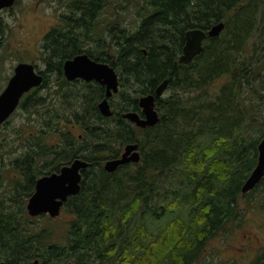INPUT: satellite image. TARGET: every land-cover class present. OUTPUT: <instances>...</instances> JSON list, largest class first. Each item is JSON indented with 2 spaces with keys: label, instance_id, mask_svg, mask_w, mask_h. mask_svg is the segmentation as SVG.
I'll return each mask as SVG.
<instances>
[{
  "label": "trees",
  "instance_id": "trees-1",
  "mask_svg": "<svg viewBox=\"0 0 264 264\" xmlns=\"http://www.w3.org/2000/svg\"><path fill=\"white\" fill-rule=\"evenodd\" d=\"M61 1L66 5L59 15L62 24L52 26L41 40L42 83L17 106L40 127L30 131L22 159L16 160L24 166L12 162L15 178L9 196L13 190L29 198L40 176L59 171L74 158L90 165L81 170L80 191L63 205L69 214L64 244L43 245V231H29L26 205L14 213L6 210L7 198L0 199V262L197 264L208 242L241 216L238 197L264 186L263 177L252 190L241 192L264 136V0ZM126 19L128 26H123ZM217 22L224 23L219 35L204 40L190 63H178L184 33L207 30ZM100 25L116 40L114 54L102 41L100 48L81 50L85 41L101 40ZM2 26L0 21V31ZM82 52L114 67L121 90L127 92L118 93L113 115L105 117L97 108L104 87L83 82L84 104L86 94H92V119L99 123L77 110L73 121L81 124L85 136L76 138L65 129L60 144L50 145L46 138L57 135L54 126L61 118L56 91L55 100L39 92L47 88L50 73L59 76V87L72 84L63 76L62 64ZM164 80L166 88L155 98V125L139 128L121 117L128 110L142 116L138 98L154 94ZM129 81L139 88H126ZM134 142L138 163L114 172L103 168L106 159ZM16 218L23 221L22 229ZM31 239L43 246H32ZM255 264H264V254Z\"/></svg>",
  "mask_w": 264,
  "mask_h": 264
},
{
  "label": "rangeland",
  "instance_id": "rangeland-1",
  "mask_svg": "<svg viewBox=\"0 0 264 264\" xmlns=\"http://www.w3.org/2000/svg\"><path fill=\"white\" fill-rule=\"evenodd\" d=\"M112 8L110 7V9ZM65 10L66 5L61 0H16L11 9L4 8L0 11V21L3 25L2 31H0V91L12 74L13 67L20 62L19 59L35 63L37 70L45 68L44 55L40 46L42 37L52 26L62 24L59 21V15L64 13ZM106 19L112 20L108 15ZM128 21L129 19L123 21V26H128ZM101 27V25L97 27L101 40L85 41L81 44V50L100 48L102 41L109 43L108 51L110 54H114L116 40L108 34L109 29H105V27L101 29ZM114 30L112 29V31ZM81 32L86 33L84 29H81ZM110 34L113 33L110 31ZM49 80L47 88L41 89L39 94L42 96L48 95L52 100H55L54 91H56L55 96L58 104L56 112L61 118L54 126V129L58 130L57 135L47 136V143L60 144L59 135L65 129H70L76 138L84 137L85 132L81 124L73 121V113L80 110L79 114L81 115L84 110L83 115L90 114L91 121L98 124L99 121L92 119V105L94 102V99H91L92 94H86L88 100L84 104L83 96L86 88H84L83 81L75 84L71 82L70 85L59 87V76L55 73L49 74ZM125 86L132 90L139 88V85L132 81H129ZM121 89L119 83V90L111 98L110 104L118 102V93L127 92L126 89ZM74 97H76L75 100ZM82 102V108L80 109L79 106ZM49 117L42 119L47 120ZM31 119H34V117L26 118L16 108L7 119L9 121L0 125V199L6 201L7 198L6 210L14 213L18 211L22 204L26 205L28 199L27 196L13 190L11 196L9 195L11 180L15 178L11 168L12 162L15 161L19 167L24 166L16 160L22 159L21 156L28 145L25 139L30 131H35L40 127L36 122L33 123L35 124L33 126ZM90 125H88V128H91ZM122 148L120 149L122 150ZM35 160L38 163L39 157H35ZM62 163H65V161H62ZM237 203L238 208L242 210L241 216L231 221L208 242L206 251L197 264H255L256 257L264 254V186L259 187L246 197L239 196ZM25 216L27 217L28 214L25 213ZM68 219L69 214L66 212L65 207H62L56 217H49L47 214L31 217L30 224H28L29 231L32 233L43 231L45 236L43 245L50 241L64 244L67 238ZM16 225L22 229L23 221L16 218ZM24 226L26 228V222ZM30 243L32 246L40 244L32 239ZM43 245L40 244L41 247ZM97 262L99 261H95L94 264Z\"/></svg>",
  "mask_w": 264,
  "mask_h": 264
},
{
  "label": "water",
  "instance_id": "water-1",
  "mask_svg": "<svg viewBox=\"0 0 264 264\" xmlns=\"http://www.w3.org/2000/svg\"><path fill=\"white\" fill-rule=\"evenodd\" d=\"M15 1L0 0V11L11 7ZM223 27V22H217L207 30L188 29L184 33L185 41L177 59L178 63H190L202 51L204 40L218 36ZM62 72L69 81L79 78L84 81H95L103 86L105 95L98 101L97 108L105 117L113 114L109 99L119 90V76L114 67L105 62L95 61L86 53H79L63 62ZM42 80V74L30 62H19L13 67L12 74L0 91V125L14 112L22 96L32 88L38 87ZM166 85L167 80H164L156 87L154 94L142 95L138 98L142 116L136 111L128 110L121 112V117L139 128L155 125L159 121V115L155 109V98L162 95ZM139 160L138 143H127L119 156L104 161L103 168L108 172H114L121 165L138 163ZM89 165L90 163L84 159L74 158L70 163L63 165L59 171L40 176L35 182L33 193L27 199V214L31 217L41 214H47L49 217L58 216L67 198L80 191L81 170ZM263 177L264 136L257 145L256 164L241 186V192L246 193L252 190Z\"/></svg>",
  "mask_w": 264,
  "mask_h": 264
},
{
  "label": "flooded vegetation",
  "instance_id": "flooded-vegetation-1",
  "mask_svg": "<svg viewBox=\"0 0 264 264\" xmlns=\"http://www.w3.org/2000/svg\"><path fill=\"white\" fill-rule=\"evenodd\" d=\"M82 53H85V52H82ZM72 57H73V56H72ZM70 58H71V57H70ZM68 81H69V80H68ZM78 81H83V82H95V81H84V80L79 79V78H78V79H75V80H72V81H69V82H78ZM96 83H97V82H96ZM32 89H33V88H32ZM28 92H29V91H28ZM112 96H113V95H112ZM101 99H102V98H101ZM101 99H100V100H101ZM100 100H99V101H100ZM110 100H111V99H109V102H110ZM97 103H98V102H97ZM110 106H111V108L113 109L112 104H110ZM112 111H113V110H112ZM112 115H113V114H112ZM139 153H140V152H139Z\"/></svg>",
  "mask_w": 264,
  "mask_h": 264
},
{
  "label": "bare ground",
  "instance_id": "bare-ground-1",
  "mask_svg": "<svg viewBox=\"0 0 264 264\" xmlns=\"http://www.w3.org/2000/svg\"><path fill=\"white\" fill-rule=\"evenodd\" d=\"M3 124V123H2ZM5 124V123H4Z\"/></svg>",
  "mask_w": 264,
  "mask_h": 264
}]
</instances>
